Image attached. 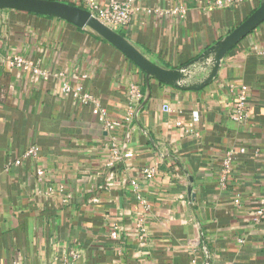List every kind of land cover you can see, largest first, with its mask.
<instances>
[{
  "label": "crops",
  "instance_id": "crops-1",
  "mask_svg": "<svg viewBox=\"0 0 264 264\" xmlns=\"http://www.w3.org/2000/svg\"><path fill=\"white\" fill-rule=\"evenodd\" d=\"M56 1L90 11L108 0ZM225 1L134 0L118 32L179 68L260 2L217 5ZM180 6L184 18L164 13ZM18 57L51 77L17 67ZM242 92L249 118L234 120ZM145 93L144 72L101 38L57 17L0 10V264L72 253L75 264H264V24L203 90L151 80L140 110Z\"/></svg>",
  "mask_w": 264,
  "mask_h": 264
},
{
  "label": "water",
  "instance_id": "water-1",
  "mask_svg": "<svg viewBox=\"0 0 264 264\" xmlns=\"http://www.w3.org/2000/svg\"><path fill=\"white\" fill-rule=\"evenodd\" d=\"M0 10L57 17L118 49L145 74L146 93L140 110L151 97V80L185 91H201L211 85L217 79L228 54L264 24V0H260L256 10L229 34L189 63L172 69L151 60L129 38L102 22L92 12L79 6L56 0H0Z\"/></svg>",
  "mask_w": 264,
  "mask_h": 264
},
{
  "label": "built area",
  "instance_id": "built-area-1",
  "mask_svg": "<svg viewBox=\"0 0 264 264\" xmlns=\"http://www.w3.org/2000/svg\"><path fill=\"white\" fill-rule=\"evenodd\" d=\"M134 0H108L107 4L104 6L94 5L90 11L96 15L102 22L107 24L108 26L112 27L113 29L119 31L127 28L130 23H131V17L133 13V7L132 3ZM243 0H226L224 3L218 2V6H223V7H228L232 4H235L237 2H240ZM92 6V5H91ZM157 12L162 13L161 11L157 10ZM165 14H171V15H179L181 18H184L186 15V9L182 6L176 7L173 9H170L169 11L164 12ZM14 64L19 67L23 68L25 71H29L32 73L34 76H41L45 79H49L51 77V74L48 71H45L43 69H40L33 65L32 63L26 61L22 57H18L14 60ZM56 77H58L56 75ZM63 92L67 95H73L75 98L79 99L85 104H95V102L88 96L84 95L81 93V90L78 89H73L72 87L64 84L63 86ZM132 92L134 94H137L135 92V89H132ZM105 113H103V119H104ZM232 118L234 120H245L249 118V112L247 110V98L245 96V92H242L239 102L237 104V111L233 113ZM110 129H114L113 125L107 124ZM38 152V148L32 147L28 152L26 153L27 156L30 155H36ZM233 161V156L231 153H227L224 157V177L221 179V186L225 187L226 186V177L225 174L229 172L231 163ZM16 165L21 164V160H17L15 162ZM145 175L147 179H152L154 178L155 172L153 170H145ZM133 185L136 186L135 182H133ZM235 203L237 205H240L241 201L240 198H237L235 200ZM258 216L261 218L264 216L263 211H259L257 213ZM113 237L116 238L117 234L116 232L113 233ZM79 258L77 253H72L71 258H64L59 262H56L55 264H75L76 260Z\"/></svg>",
  "mask_w": 264,
  "mask_h": 264
}]
</instances>
